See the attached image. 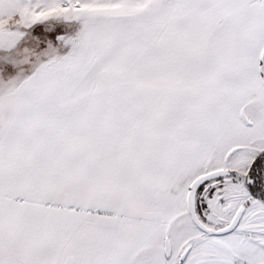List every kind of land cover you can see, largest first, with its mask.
Instances as JSON below:
<instances>
[{
    "label": "snow or ice",
    "instance_id": "snow-or-ice-1",
    "mask_svg": "<svg viewBox=\"0 0 264 264\" xmlns=\"http://www.w3.org/2000/svg\"><path fill=\"white\" fill-rule=\"evenodd\" d=\"M0 264H264V0H0Z\"/></svg>",
    "mask_w": 264,
    "mask_h": 264
}]
</instances>
